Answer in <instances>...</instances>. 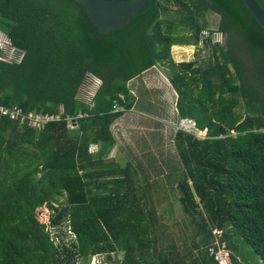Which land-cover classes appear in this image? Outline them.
Returning <instances> with one entry per match:
<instances>
[{
	"label": "trees",
	"instance_id": "16d2710c",
	"mask_svg": "<svg viewBox=\"0 0 264 264\" xmlns=\"http://www.w3.org/2000/svg\"><path fill=\"white\" fill-rule=\"evenodd\" d=\"M0 31L22 54L4 60L0 47V104L56 117L39 128L0 116V264H91L102 253H122L121 264H218L214 228L233 264L230 228L264 261V27L244 0H157L109 32L75 0H0ZM175 45L199 58L176 62ZM157 65L178 95V160L151 180L113 125L138 105L129 82ZM93 75L102 85L85 98ZM164 175L178 176L182 214L168 191L159 197ZM189 229L197 238L181 249Z\"/></svg>",
	"mask_w": 264,
	"mask_h": 264
},
{
	"label": "rangeland",
	"instance_id": "374dc122",
	"mask_svg": "<svg viewBox=\"0 0 264 264\" xmlns=\"http://www.w3.org/2000/svg\"><path fill=\"white\" fill-rule=\"evenodd\" d=\"M218 21L219 19L217 15L211 16L212 27H217L216 25ZM218 38L220 39L221 35L218 36ZM1 39L3 40L5 48H8L7 53L13 58L16 56L17 59H20L22 54H14V51L9 48V39L5 35L4 38ZM207 52L208 51L205 50L203 53L207 54ZM198 53V48L194 45H175L172 48V54L176 62L197 59L199 58ZM167 70V66L157 65L143 72L140 76L129 82L130 88L137 95L138 105L131 111L126 112L114 127L121 148L126 152H135L136 156L138 155V159L145 164V171L151 177V180L155 178V175L158 174L163 166V171L166 173V170L168 169L166 168V163L164 162L168 161L169 163H173L178 160L176 148L172 140V136L178 129V116L176 108L178 95L170 83ZM93 81L94 86H97L98 80L96 77H93ZM94 86H88L90 87L89 89L85 86L82 90L83 97L86 98L87 95L93 94L95 90ZM73 122L76 124V121ZM123 125L124 127H122ZM119 128L124 129V131H120ZM156 139L158 140V145L156 143ZM146 142H148V145H146ZM93 149H96V146H93ZM141 150L146 152L152 151L154 158L152 155L147 157L141 154ZM161 157H163V159H161ZM147 161L150 163L149 167L147 166ZM160 180L161 192L158 193L159 197H164L163 190L165 191V194L168 191V194L171 197L170 199H173L172 201L175 202V206L173 208L175 213L174 215H179V213L182 214L184 211L181 207L180 193L177 189L178 176H173L168 180L167 176L164 175L163 179ZM178 206L182 209L179 213ZM160 212L162 213L163 211L161 210ZM46 218L48 219V217ZM180 220L181 217L178 216V222ZM193 230L189 229L186 232L187 234L178 232V244H180L179 248L182 249L185 245L188 247L187 250L191 248L193 238H197L194 237ZM56 234L57 233L54 232L53 236H56ZM57 235L60 237L63 236L61 232H58ZM72 238L73 236L71 235V237H67L65 240L69 241ZM228 239H231L233 244L231 250L235 256L237 264H264V261L262 262L261 258L254 251L251 244L245 241L235 231V229L230 228L228 230ZM187 250L184 251L186 252ZM111 256L112 260H109L107 253L97 254L91 259V264H121L115 262L114 259L121 260L123 258L122 253H111ZM79 264H83V262L80 261Z\"/></svg>",
	"mask_w": 264,
	"mask_h": 264
},
{
	"label": "water",
	"instance_id": "95a60500",
	"mask_svg": "<svg viewBox=\"0 0 264 264\" xmlns=\"http://www.w3.org/2000/svg\"><path fill=\"white\" fill-rule=\"evenodd\" d=\"M83 4L102 32L123 28L136 16L151 9L157 0H75ZM264 27V9L257 0H244Z\"/></svg>",
	"mask_w": 264,
	"mask_h": 264
},
{
	"label": "built area",
	"instance_id": "2783aa9c",
	"mask_svg": "<svg viewBox=\"0 0 264 264\" xmlns=\"http://www.w3.org/2000/svg\"><path fill=\"white\" fill-rule=\"evenodd\" d=\"M4 33L0 31V37L4 38ZM7 37V36H6ZM0 38V47L7 52L8 48L6 49L4 44H3V40ZM10 41V40H9ZM12 50L15 53V49L12 48ZM12 56H4V60H12ZM93 77L96 76H92V83L90 84L94 86L93 84ZM98 80V85L94 86L95 90H94V94L95 91L100 87V85H102V81L96 77ZM0 116H8L13 120H24L26 118H28L29 120H31V123H33L34 125H36L39 128H43L45 127L50 121L56 119V117L54 115H42V114H29L27 117L23 114V110L17 106L14 107H6L4 105L0 104ZM85 116L83 113H80L79 117ZM74 121H76V119H73ZM181 127L189 130V131H198L195 123L191 122V121H183L181 123ZM213 232L215 234V242L212 246H210V254L215 258V260L218 262V264H233V260H232V255H231V251L228 248L227 244L225 242L222 241V234H223V229L220 228H214Z\"/></svg>",
	"mask_w": 264,
	"mask_h": 264
},
{
	"label": "crops",
	"instance_id": "0c3cea01",
	"mask_svg": "<svg viewBox=\"0 0 264 264\" xmlns=\"http://www.w3.org/2000/svg\"><path fill=\"white\" fill-rule=\"evenodd\" d=\"M124 116V115H123ZM122 116V117H123ZM121 117V118H122ZM120 118V119H121ZM120 119H118L116 122H115V124L113 125V129H114V127L117 125V122L120 120ZM122 127H124V125L122 126ZM119 130L120 131H124V129H121V128H119ZM114 132H115V129H114ZM116 134V133H115ZM93 146H96V149L98 148V146L97 145H93ZM92 149H93V147H92ZM96 149H93V150H96ZM118 150H119V148H118V146H116V148L113 150V152H112V156L113 157H115L116 159L117 158H119V159H117L119 162H121L123 165H125L124 163H125V159H123L122 157H120V155H119V152H118ZM118 155H119V157H118ZM117 156V157H116ZM233 254V253H232ZM234 264H237L236 263V261H234Z\"/></svg>",
	"mask_w": 264,
	"mask_h": 264
}]
</instances>
